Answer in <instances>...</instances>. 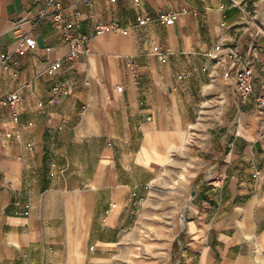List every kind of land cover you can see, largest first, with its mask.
Masks as SVG:
<instances>
[{"label":"crops","instance_id":"obj_1","mask_svg":"<svg viewBox=\"0 0 264 264\" xmlns=\"http://www.w3.org/2000/svg\"><path fill=\"white\" fill-rule=\"evenodd\" d=\"M60 1L78 33L102 23L128 35L94 37L88 56L66 60L44 3L0 0V99L21 97L18 122L0 107V264H264V114L209 56L252 50L264 94V0ZM166 11L175 23L156 24ZM25 36L37 48L16 53ZM189 160L204 179L171 191V212H147ZM161 217L169 225L149 231Z\"/></svg>","mask_w":264,"mask_h":264},{"label":"built area","instance_id":"obj_2","mask_svg":"<svg viewBox=\"0 0 264 264\" xmlns=\"http://www.w3.org/2000/svg\"><path fill=\"white\" fill-rule=\"evenodd\" d=\"M111 1L114 2L115 0ZM136 1L138 2V0ZM37 2H42L45 5V7L41 10V17H46L50 20L61 41L70 49L68 55L66 56V60H74L80 56H88L90 53L89 44L94 37L109 33H121L123 35H128L127 28H123L118 24L105 25L102 23H99L94 28L91 35L78 33L74 28V24L71 23L66 16L60 0H37ZM177 16L178 14L173 11L162 12L154 19V22L163 26H171L177 20ZM150 21L151 19L147 17H141L139 18V25L144 26ZM36 48V41L29 36H25L19 42L16 48V53H20L24 49L35 50ZM154 52L159 54L160 49L155 48ZM209 56L217 63L228 62L231 65L223 73L225 84L235 89L238 100L242 104H246L249 100H253L257 110L264 114V94L256 91L253 81L255 64L257 62H262V58L260 56H256L252 50L245 53L237 48L225 47L222 44H218L215 47L214 52ZM9 59V56H2L4 64H7ZM62 64V60L53 63L49 69V74L57 76L62 68ZM130 65L132 67L136 66L135 62H132ZM57 90L58 87L54 89V92ZM20 101L21 97L17 93H13L0 99V107L9 108L15 122H18L19 120L18 106ZM6 137L10 138L12 137V134L9 133ZM133 196L136 197L137 194L134 193ZM140 202H145V198H140ZM17 206L23 208L24 215L28 216L30 214L29 203L21 204L17 202Z\"/></svg>","mask_w":264,"mask_h":264},{"label":"rangeland","instance_id":"obj_3","mask_svg":"<svg viewBox=\"0 0 264 264\" xmlns=\"http://www.w3.org/2000/svg\"><path fill=\"white\" fill-rule=\"evenodd\" d=\"M218 110L217 108L215 109H206V123L205 125L201 126L202 131L204 132H211L213 131L214 127L212 125V121L213 119L217 116ZM195 162H193L192 160H189L188 162H185V164H183L180 168L175 169V172L170 175L168 178H165L164 181H172V185L175 186V189H169V188H165V184L164 183H160L161 185L159 186V188L157 189V191H155L153 198H151V200H149L147 203L148 208H147V212L149 213H153L154 216L157 215L156 213H167V212H171V209H173V204L175 203V200H167L166 196L167 195H171V191L175 192L174 194L181 191V187L185 186L188 182H191L193 180V178H197V181L200 179H204L205 175L204 173H202L201 175H197V173L195 172ZM181 174H184L185 179L182 180V178L180 177ZM167 191H170L169 193ZM174 202V203H173ZM162 218V220H161ZM161 218H157L155 219L156 221L150 222V226H149V231L154 232L152 230H155V228H152L151 226L156 223L160 224L162 223L163 225H169V221L168 223L166 222V220L164 219V217ZM165 231H163V233H161L162 235L164 234ZM148 239L150 241H156L157 239H160L156 236V234H149L148 235ZM150 251V250H149ZM152 252H142V254H140L141 256H145L150 258L152 256L151 254Z\"/></svg>","mask_w":264,"mask_h":264},{"label":"bare ground","instance_id":"obj_4","mask_svg":"<svg viewBox=\"0 0 264 264\" xmlns=\"http://www.w3.org/2000/svg\"><path fill=\"white\" fill-rule=\"evenodd\" d=\"M180 177L182 178V180H183V179H185V176H184V174H181V176H180Z\"/></svg>","mask_w":264,"mask_h":264}]
</instances>
